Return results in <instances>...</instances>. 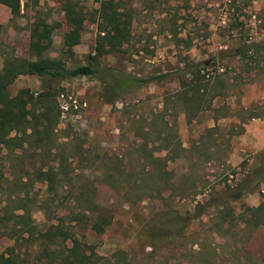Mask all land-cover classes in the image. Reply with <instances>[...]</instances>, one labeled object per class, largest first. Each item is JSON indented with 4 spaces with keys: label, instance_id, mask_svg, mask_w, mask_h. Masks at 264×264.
I'll use <instances>...</instances> for the list:
<instances>
[{
    "label": "rangeland",
    "instance_id": "1",
    "mask_svg": "<svg viewBox=\"0 0 264 264\" xmlns=\"http://www.w3.org/2000/svg\"><path fill=\"white\" fill-rule=\"evenodd\" d=\"M219 1L194 0L185 12L189 18L185 27H172L159 7L136 2L130 44L101 60L102 65L137 76L168 72L185 62H206L202 72L210 78L212 92L219 95L211 109L190 123L170 102L163 119L156 115L166 105L165 98H172L178 88L175 77L147 82L114 103L103 100L94 78L57 79L51 84L59 89L57 98L63 108L55 129V150L73 168L75 184H84L90 197L113 208L112 223L102 233L82 226L72 229L98 255L123 250L122 259L128 264H187L189 258L197 259L194 252L201 243L202 254L214 256L216 264H264V218L256 227L245 212L246 207L264 203V181L239 199L220 202L242 179L253 175L264 159V0H249L239 10H227ZM77 2L84 10L98 6L95 0ZM86 15L78 42L68 52L63 47V34L69 29L63 0H20L16 17L0 3V68L6 53L31 56L29 33L36 17L48 24L60 23L44 55L59 56L67 66L85 63L97 35L96 24ZM242 44L250 49L248 56L224 53ZM41 87L37 76L20 75L8 88L15 94L22 88L35 91ZM169 130L182 147L173 160L162 148L163 133ZM4 156L1 152L0 162ZM157 168L169 171L170 183L157 177ZM43 189L35 185L30 199H39ZM198 204L203 209L196 208ZM222 207L221 227L218 209ZM172 210L181 214L200 211L185 230L192 237H178L170 242L172 247L160 241L153 250L143 238L147 224L159 213ZM30 211L36 231H44L49 225L44 211L32 204ZM14 244L0 233V252ZM22 244L20 249L15 245L24 260L20 263H52L44 255L36 258L40 255L37 246Z\"/></svg>",
    "mask_w": 264,
    "mask_h": 264
},
{
    "label": "trees",
    "instance_id": "2",
    "mask_svg": "<svg viewBox=\"0 0 264 264\" xmlns=\"http://www.w3.org/2000/svg\"><path fill=\"white\" fill-rule=\"evenodd\" d=\"M95 1L98 3L97 7L84 10L83 5L77 0H63L69 21V29L63 34V47L66 51L72 52V47L77 44L87 18L86 14H89V18L97 26V35L85 63L67 66L64 59L59 56L44 55L43 52L51 44L52 33L60 23L55 20L53 24H48L46 19L41 17H36L31 22L28 43L31 56L26 59L10 52L2 59L0 153L4 152L5 156L0 162V233L13 239L16 244L0 252V264H22L20 262L24 260L15 247L17 245L20 249L22 241L31 248L37 246L40 253L36 256L38 260L44 255L54 264H128V260L122 259L123 250H118L111 256H101L92 245L80 241L72 233L76 226L88 227L95 233H102L112 223L113 208L108 203L90 197L84 184H75V179L71 175L73 168H70L65 156L55 150V129L63 108L57 98L59 89L51 86L53 81L78 77L94 78L100 84V95L103 100L114 103L147 82L175 77L178 88L174 90L172 98H165L166 105L156 115L163 119V114L168 111L167 103L170 102L172 108L183 114L187 123L192 122L202 111L211 109L212 100L219 95L216 91L212 92L210 78L202 72L205 64L201 62H185L178 69L147 76H137L116 66L101 64L103 57L120 53L130 44L136 2L142 1L150 7H159L165 11L172 27L178 25L185 27L189 21L185 12L191 8L194 0ZM219 2L227 10L230 7L239 10L250 1ZM0 3L10 10L12 17L18 16L20 0H0ZM249 51L248 46L242 44L231 47L224 53L245 57ZM20 75L37 76L42 87L35 91L22 88L11 94L8 87ZM162 139L165 144L163 150H166L173 160L176 153L182 150L176 134L169 130L163 133ZM142 149L143 147L140 150ZM115 166L119 169L117 164ZM158 170L159 168L155 171L157 177L165 184L170 183L169 171ZM263 181L264 159L255 168L253 175L242 179L232 192L221 197L220 202L239 199L256 190ZM35 185L44 189L39 199H30V191ZM171 189L176 195L175 187ZM178 189L182 192L183 188ZM157 191H160V187ZM65 203L70 205L66 206ZM30 204L44 211L49 221L44 231H36ZM196 208L203 209V204H198ZM218 212L220 218L218 224L222 227L223 207L218 209ZM245 212L250 213V218L253 217L252 221L258 227L262 224L260 219L264 218V203L246 207ZM199 215L200 211L195 214H181L176 210L161 212L149 221L143 238L153 250L160 241L168 242L172 247L170 242L174 239L181 237L188 240L192 237L186 235L185 230ZM249 220L245 219L246 222ZM66 241L70 242V245L66 246ZM62 243L63 247L60 246ZM198 246L194 253L199 256L197 259L189 258L187 264H216L214 256H204L201 251L202 244L198 243Z\"/></svg>",
    "mask_w": 264,
    "mask_h": 264
},
{
    "label": "water",
    "instance_id": "3",
    "mask_svg": "<svg viewBox=\"0 0 264 264\" xmlns=\"http://www.w3.org/2000/svg\"><path fill=\"white\" fill-rule=\"evenodd\" d=\"M204 64H206V62H203Z\"/></svg>",
    "mask_w": 264,
    "mask_h": 264
}]
</instances>
